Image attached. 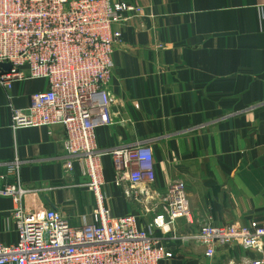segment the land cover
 <instances>
[{"label": "crops", "instance_id": "0c3cea01", "mask_svg": "<svg viewBox=\"0 0 264 264\" xmlns=\"http://www.w3.org/2000/svg\"><path fill=\"white\" fill-rule=\"evenodd\" d=\"M119 1L138 11L114 44L106 87L113 100L96 143L100 151L149 144L154 178L138 185L141 202L128 198L127 183H114L112 159L104 155V205L114 216L136 215L147 229L159 213L158 196L169 181L182 180L190 219L176 220L166 234L153 230L173 252L160 263L264 264V240L261 251L216 243L207 257L204 245L182 239L207 221L264 225V0ZM46 87L44 79L16 81L9 92L0 84V176L18 157L23 206L57 209L80 226L91 221L96 200L77 169L66 172L63 126H11L12 108L27 107ZM11 181L0 179V189ZM13 209L12 198L0 194L5 244L18 239Z\"/></svg>", "mask_w": 264, "mask_h": 264}, {"label": "built area", "instance_id": "2783aa9c", "mask_svg": "<svg viewBox=\"0 0 264 264\" xmlns=\"http://www.w3.org/2000/svg\"><path fill=\"white\" fill-rule=\"evenodd\" d=\"M137 11L119 0H0V63L10 64L8 70L0 68V84L9 92L16 81L47 82L44 90L31 95L27 107L12 108L11 126L62 125L66 172L77 169L96 200L91 221L80 226L71 225L54 208L28 211L22 204L27 190L20 181L21 161L14 157L4 163L6 172L0 179L13 181L5 182L0 194L12 198L18 239L0 242V264H161L173 256L153 230L166 234L176 220L190 219L182 180L168 182L153 207L159 213L147 229L138 227L136 215L114 216L104 205V155L112 159L114 183H127L123 192L128 198L141 202L138 185L154 178L149 144L100 151L95 134L98 126L108 123L107 108L113 100L106 87L114 44L121 38L120 27ZM182 239L204 245L207 257L214 255L216 243L261 251L264 225L207 221Z\"/></svg>", "mask_w": 264, "mask_h": 264}, {"label": "water", "instance_id": "95a60500", "mask_svg": "<svg viewBox=\"0 0 264 264\" xmlns=\"http://www.w3.org/2000/svg\"><path fill=\"white\" fill-rule=\"evenodd\" d=\"M0 68H2L4 70H8L10 68V64L9 63H0Z\"/></svg>", "mask_w": 264, "mask_h": 264}]
</instances>
